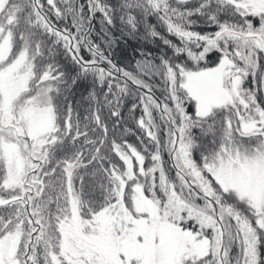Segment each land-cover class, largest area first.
<instances>
[{
	"label": "snow or ice",
	"instance_id": "snow-or-ice-1",
	"mask_svg": "<svg viewBox=\"0 0 264 264\" xmlns=\"http://www.w3.org/2000/svg\"><path fill=\"white\" fill-rule=\"evenodd\" d=\"M0 264H264V0H0Z\"/></svg>",
	"mask_w": 264,
	"mask_h": 264
},
{
	"label": "trees",
	"instance_id": "trees-1",
	"mask_svg": "<svg viewBox=\"0 0 264 264\" xmlns=\"http://www.w3.org/2000/svg\"><path fill=\"white\" fill-rule=\"evenodd\" d=\"M151 22L155 23V20L153 19ZM93 23H94V30L91 38L96 43L101 44V46L103 47L104 46L102 43L103 34L100 33V28H101L100 14H97V17ZM120 29L121 26L118 21L116 23V26L110 29L111 34L114 35L118 40V43L113 46V49L111 51V56L113 61L119 66L125 67L129 71H134L136 60L140 58L139 56L140 51L151 52L154 57H159L161 54H167L168 56L172 55L171 49L163 45V43L160 40L145 39L143 35V30H141L138 36L131 37L126 35L122 36ZM158 30H160L161 32L164 31L163 28H158ZM196 30L207 31L209 29L206 28L205 25L200 24L196 28ZM164 34L167 36V33ZM168 38L175 41V37L168 36ZM84 55L88 56L87 52H84ZM181 59L183 60L184 58L182 57ZM57 61L64 68V70L67 71L70 75H75V71H76L75 66L72 65V63L62 54V52L57 56ZM156 83H159V81H156ZM90 84H91L90 80L81 81L78 84V86L72 89L70 93H66V95H68V99L73 103L74 106L77 107L82 117L85 114V109L88 107V103H89L86 98L88 97V93L90 91L89 88ZM132 87L133 90H135V87L134 86ZM103 91L104 90L100 89L99 87L96 88V92L101 100H103ZM156 96L158 97L162 96V90H157ZM134 102L136 101L135 98L132 96H128L124 98L123 104L120 109L122 121L120 127L117 129L118 132L125 126L135 128V122L133 117H139L141 115V109L137 108V110L134 113L130 112L129 109L131 108V105ZM108 111H109L108 108L105 106L103 108V116L107 119V123L109 124V128L111 129L114 118L108 117ZM125 138L128 139L130 143H134V144L137 143L135 136H127ZM165 159L167 160L166 155H165Z\"/></svg>",
	"mask_w": 264,
	"mask_h": 264
},
{
	"label": "water",
	"instance_id": "water-1",
	"mask_svg": "<svg viewBox=\"0 0 264 264\" xmlns=\"http://www.w3.org/2000/svg\"><path fill=\"white\" fill-rule=\"evenodd\" d=\"M135 87V86H134Z\"/></svg>",
	"mask_w": 264,
	"mask_h": 264
}]
</instances>
